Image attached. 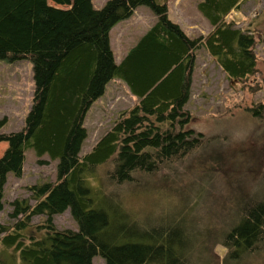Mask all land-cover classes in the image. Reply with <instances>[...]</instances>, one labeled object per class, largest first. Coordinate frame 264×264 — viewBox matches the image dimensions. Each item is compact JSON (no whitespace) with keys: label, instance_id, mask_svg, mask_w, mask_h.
Masks as SVG:
<instances>
[{"label":"trees","instance_id":"obj_1","mask_svg":"<svg viewBox=\"0 0 264 264\" xmlns=\"http://www.w3.org/2000/svg\"><path fill=\"white\" fill-rule=\"evenodd\" d=\"M243 1L200 0L212 29L191 37L169 18L168 0H107L100 9L92 0H0V61L30 60L35 83L24 129L3 133L7 118L0 120V142L8 144L0 158V211L9 174L22 176L26 149L58 160L56 182L30 188L34 205L12 202L10 217L22 218L13 232L0 224L4 246L25 264H93L96 256L106 264H219L211 256L216 245L227 249L221 264H252L264 254V191L235 195V204L223 206L211 227L198 229L188 210L139 217L115 192L92 184L106 164L111 185L138 184V177L158 176L200 147L202 134L187 128L186 109L198 51L205 47L231 80L244 82L257 72L254 35L225 20ZM143 5L157 21L117 62L110 32ZM114 79L139 101L81 155L86 116ZM250 111L259 117L263 106ZM174 188L167 189L189 200L188 191ZM67 210L77 231L54 225ZM35 216H45L51 232L26 244L21 231Z\"/></svg>","mask_w":264,"mask_h":264},{"label":"rangeland","instance_id":"obj_2","mask_svg":"<svg viewBox=\"0 0 264 264\" xmlns=\"http://www.w3.org/2000/svg\"><path fill=\"white\" fill-rule=\"evenodd\" d=\"M106 1L92 0L96 9L102 8ZM199 2L168 0L169 18L180 24L191 37L206 35L212 29L198 9ZM134 14L119 22L112 32V46L117 62L125 55L126 47L133 45L157 21L153 11L144 5ZM225 20L254 35L257 72L244 82L231 80L205 47L198 51L191 98L186 109L191 114L187 128L202 134L200 147L158 176L138 177V180L141 179L138 184L129 183L118 188L111 185L106 178L109 164L98 167L92 179L94 187L115 192L114 195L136 216L163 214L170 210L183 213L188 210L196 228L207 225L211 227L213 219L217 220L214 215L222 212L223 206L235 204V195L243 194L247 197L264 191V0H244L239 10L231 11ZM33 76V63L28 59L14 63L0 61V120L7 118L1 130L3 133L24 129L33 104ZM138 101L139 98L131 93L123 81L112 80L105 94L93 104L86 116L88 136L82 144L81 155L90 152L116 121L123 114H128ZM259 105L263 106V112L255 117L250 109ZM7 146L6 142H0V158ZM25 154L22 176L16 177L10 173L4 191L0 224L5 225L9 232L15 230V223L22 218L10 217L14 209L12 202L27 201L34 205L30 188L55 183L57 180L58 160L51 159L49 155L38 157L33 148L26 149ZM189 183L196 188L190 191L187 187ZM170 187H175L181 193L188 191L189 200L185 202L182 197L174 196L167 189ZM45 225V216L33 217L31 224L21 231V240L29 244L31 238L45 239L51 232ZM54 225L60 230L79 229L69 210L56 215ZM4 234L0 232L2 264H25L18 251L2 244ZM211 251V256H216L221 264L227 249L216 245ZM251 262L264 264V254ZM93 264L106 262L101 256H96Z\"/></svg>","mask_w":264,"mask_h":264},{"label":"crops","instance_id":"obj_3","mask_svg":"<svg viewBox=\"0 0 264 264\" xmlns=\"http://www.w3.org/2000/svg\"><path fill=\"white\" fill-rule=\"evenodd\" d=\"M136 11H137V10H136ZM136 11H135V13H136ZM133 15H135V14H133ZM133 15H132V16H133ZM115 26H116V25H115ZM115 26L112 28V30H111V32H110V43H111L112 50H113V46H112V45H113V43H112V32H113V30L115 29ZM137 40H138V39H137ZM136 42H137V41H136ZM136 42H135L133 45H135ZM128 44H129V43H128ZM133 45H130L129 47L127 46L128 48L126 47V49H125V55L127 54V52L129 51V49H130ZM125 55H124V56H125ZM124 56H123V58H124ZM123 58H122V59H123ZM122 59H121V60H122ZM121 60H120V61H121ZM120 61H119V62H120ZM107 86H108V85H107Z\"/></svg>","mask_w":264,"mask_h":264}]
</instances>
